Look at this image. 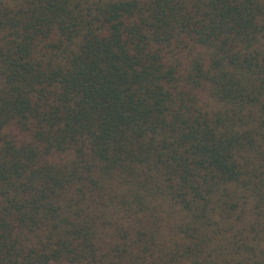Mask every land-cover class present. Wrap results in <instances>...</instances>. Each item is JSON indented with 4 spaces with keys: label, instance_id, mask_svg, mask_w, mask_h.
Segmentation results:
<instances>
[{
    "label": "trees",
    "instance_id": "1",
    "mask_svg": "<svg viewBox=\"0 0 264 264\" xmlns=\"http://www.w3.org/2000/svg\"><path fill=\"white\" fill-rule=\"evenodd\" d=\"M0 264H264V0H0Z\"/></svg>",
    "mask_w": 264,
    "mask_h": 264
},
{
    "label": "rangeland",
    "instance_id": "2",
    "mask_svg": "<svg viewBox=\"0 0 264 264\" xmlns=\"http://www.w3.org/2000/svg\"><path fill=\"white\" fill-rule=\"evenodd\" d=\"M10 130H11L12 134H15L18 138H23V139H25V138L23 137V135H21V134L17 131V129H16L14 126H11V127H10ZM52 158L55 159V156L52 157Z\"/></svg>",
    "mask_w": 264,
    "mask_h": 264
}]
</instances>
